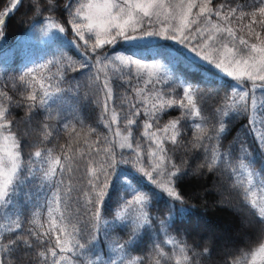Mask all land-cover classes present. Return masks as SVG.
Masks as SVG:
<instances>
[{"label": "trees", "instance_id": "16d2710c", "mask_svg": "<svg viewBox=\"0 0 264 264\" xmlns=\"http://www.w3.org/2000/svg\"><path fill=\"white\" fill-rule=\"evenodd\" d=\"M83 1L24 0L2 29L0 110L20 164L0 205L1 264H205L215 251L210 237L198 241L202 228L232 226L225 246L243 220L256 237L211 263L260 264L264 87L235 85L168 41L97 46L77 33ZM10 6L0 0V15ZM202 6L232 30L239 54L264 47V0H198L196 12ZM49 22L61 32H47ZM119 54L161 62L169 75L147 83ZM149 126L163 141L168 189L150 164ZM221 183L223 206L197 195Z\"/></svg>", "mask_w": 264, "mask_h": 264}, {"label": "rangeland", "instance_id": "374dc122", "mask_svg": "<svg viewBox=\"0 0 264 264\" xmlns=\"http://www.w3.org/2000/svg\"><path fill=\"white\" fill-rule=\"evenodd\" d=\"M14 2L15 0H11V6ZM197 3L198 0H84L76 12L78 20L76 31L81 37L85 34L90 35L97 46L115 42L119 38L126 40L127 43L168 41L199 65L234 79L235 85L243 86L247 83L251 92L264 87V47L247 44L239 54L231 42L232 30L212 21L206 6H202L196 12ZM5 13L6 11L1 16ZM144 27L149 29L143 32ZM45 28L47 32H61L54 22L47 23ZM3 42L4 35L0 30V47ZM118 57L125 65L136 63L138 73L147 83L169 75L167 67L161 62L138 63L121 54ZM4 113L5 111L0 110V205L20 164L19 144L7 128L9 123L3 120ZM147 129V135L152 138L155 145L152 155L156 162L150 160V164L154 165L153 171L156 172L159 185L168 189L166 182L168 178L163 176L167 168L161 152L162 138L152 131L150 126ZM117 141L121 148L130 147V140L126 135L118 134ZM195 171L196 169H191L189 173L193 174ZM205 194L216 195L218 197L216 205L223 206L230 201L229 190L223 183L214 184L211 188L200 189L197 192L200 197ZM200 224L203 227L204 223ZM231 228L229 224L218 226L212 225L211 222L202 228L198 241L206 243L207 238H211L210 244L215 251L213 259L221 249L224 256L228 257L236 245L240 242L247 243L258 233L255 228H249L247 222L240 221L239 234L223 246V240L228 238V231ZM212 258L206 260L205 264H212ZM255 262L264 263V250L256 254Z\"/></svg>", "mask_w": 264, "mask_h": 264}, {"label": "water", "instance_id": "95a60500", "mask_svg": "<svg viewBox=\"0 0 264 264\" xmlns=\"http://www.w3.org/2000/svg\"><path fill=\"white\" fill-rule=\"evenodd\" d=\"M24 0H16L13 6L5 13V15L0 19V28H2L20 9Z\"/></svg>", "mask_w": 264, "mask_h": 264}, {"label": "bare ground", "instance_id": "6f19581e", "mask_svg": "<svg viewBox=\"0 0 264 264\" xmlns=\"http://www.w3.org/2000/svg\"><path fill=\"white\" fill-rule=\"evenodd\" d=\"M218 226H223V224H219Z\"/></svg>", "mask_w": 264, "mask_h": 264}]
</instances>
